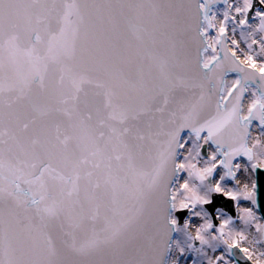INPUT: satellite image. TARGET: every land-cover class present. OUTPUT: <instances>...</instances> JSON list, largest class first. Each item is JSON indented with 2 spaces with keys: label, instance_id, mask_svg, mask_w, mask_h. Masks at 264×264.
Wrapping results in <instances>:
<instances>
[{
  "label": "snow or ice",
  "instance_id": "snow-or-ice-1",
  "mask_svg": "<svg viewBox=\"0 0 264 264\" xmlns=\"http://www.w3.org/2000/svg\"><path fill=\"white\" fill-rule=\"evenodd\" d=\"M258 170L264 0H0V264H264Z\"/></svg>",
  "mask_w": 264,
  "mask_h": 264
},
{
  "label": "water",
  "instance_id": "water-1",
  "mask_svg": "<svg viewBox=\"0 0 264 264\" xmlns=\"http://www.w3.org/2000/svg\"><path fill=\"white\" fill-rule=\"evenodd\" d=\"M256 182H257V190H258V202H259V209L262 215L264 216V171L258 170L256 173ZM215 200L218 204H221L224 206L225 210L229 211L230 215L235 217V208L234 206L224 200L222 197H216ZM235 256L239 262V264H245L244 260L241 258L240 254L238 252H235Z\"/></svg>",
  "mask_w": 264,
  "mask_h": 264
},
{
  "label": "rangeland",
  "instance_id": "rangeland-1",
  "mask_svg": "<svg viewBox=\"0 0 264 264\" xmlns=\"http://www.w3.org/2000/svg\"><path fill=\"white\" fill-rule=\"evenodd\" d=\"M242 206H248V204H247V202H242ZM256 210V209H255ZM256 212H257V210H256ZM257 214H258V212H257ZM259 215V214H258ZM194 223L195 224H198L199 223V221H194ZM218 223V222H217Z\"/></svg>",
  "mask_w": 264,
  "mask_h": 264
},
{
  "label": "bare ground",
  "instance_id": "bare-ground-1",
  "mask_svg": "<svg viewBox=\"0 0 264 264\" xmlns=\"http://www.w3.org/2000/svg\"><path fill=\"white\" fill-rule=\"evenodd\" d=\"M254 179H255V176H254ZM256 191H257V189H256Z\"/></svg>",
  "mask_w": 264,
  "mask_h": 264
}]
</instances>
